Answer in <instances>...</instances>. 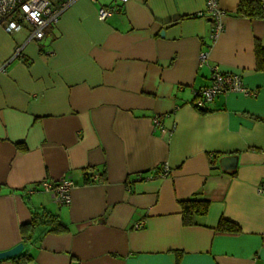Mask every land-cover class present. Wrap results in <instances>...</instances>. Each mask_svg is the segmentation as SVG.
<instances>
[{"label": "crops", "instance_id": "obj_1", "mask_svg": "<svg viewBox=\"0 0 264 264\" xmlns=\"http://www.w3.org/2000/svg\"><path fill=\"white\" fill-rule=\"evenodd\" d=\"M238 1L218 0L216 38L205 0H74L39 41L0 24V251L44 210L66 229L27 245L28 264H264V19L234 16ZM100 7L115 11L101 20ZM213 66L251 92L202 114L190 102ZM66 177L69 204L39 187ZM193 196L208 211L184 225L179 200Z\"/></svg>", "mask_w": 264, "mask_h": 264}, {"label": "built area", "instance_id": "obj_2", "mask_svg": "<svg viewBox=\"0 0 264 264\" xmlns=\"http://www.w3.org/2000/svg\"><path fill=\"white\" fill-rule=\"evenodd\" d=\"M73 1L61 0L58 6L54 7L49 0H0V24L3 23L4 30L10 34L19 32L24 26H27L29 29L27 41H39L44 37L45 28L56 23L62 12ZM205 9L212 20L210 35L212 38H216L224 30L223 19L226 12L218 6V0H205ZM114 11L112 7H100L97 10V16L99 19L104 20L111 16ZM20 54L21 48L16 47L7 62L19 57ZM207 59L208 53L205 51L200 52L199 65L205 64ZM229 92H241L248 95L251 91L244 86L239 73L225 72L219 67L213 66L211 68L210 83L193 90L190 106L196 110L202 109L206 103L212 101L217 95ZM153 121L154 124L161 125L159 116H155ZM165 174L166 168L161 172V175ZM98 176L99 173L94 177L97 178ZM72 184L71 178L66 177L55 183L43 180L39 183V187L44 191L51 192L60 205H66L70 202L69 188ZM34 191L35 188L33 187L28 193ZM258 192L264 194V183L259 185ZM134 227L140 228L142 223H135Z\"/></svg>", "mask_w": 264, "mask_h": 264}, {"label": "trees", "instance_id": "obj_3", "mask_svg": "<svg viewBox=\"0 0 264 264\" xmlns=\"http://www.w3.org/2000/svg\"><path fill=\"white\" fill-rule=\"evenodd\" d=\"M237 17L249 19H264V0H239L233 13ZM255 55L257 68L264 71V49L256 42ZM200 113H206L199 109ZM181 206V220L184 225H195L197 218L204 216L208 211L209 202L202 198L193 196L188 199L179 200ZM218 229L237 231L239 227L223 218L219 220ZM64 225L57 215L44 210L32 211L31 219L19 226L23 250L14 257L3 259L9 260L12 264H28L32 261L33 255L27 251V245L37 244L47 233H60L65 231ZM1 261V260H0Z\"/></svg>", "mask_w": 264, "mask_h": 264}, {"label": "water", "instance_id": "obj_4", "mask_svg": "<svg viewBox=\"0 0 264 264\" xmlns=\"http://www.w3.org/2000/svg\"><path fill=\"white\" fill-rule=\"evenodd\" d=\"M211 20V18H208ZM237 165V156L236 155H227V156H222L219 159V166L226 170V171H234L236 169ZM24 248V245L22 242L17 243L13 247L0 251V260L11 258L19 254Z\"/></svg>", "mask_w": 264, "mask_h": 264}]
</instances>
